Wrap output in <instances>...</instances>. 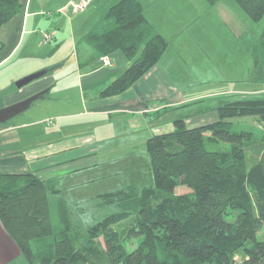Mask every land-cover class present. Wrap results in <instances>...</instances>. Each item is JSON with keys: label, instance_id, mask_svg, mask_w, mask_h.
Segmentation results:
<instances>
[{"label": "trees", "instance_id": "16d2710c", "mask_svg": "<svg viewBox=\"0 0 264 264\" xmlns=\"http://www.w3.org/2000/svg\"><path fill=\"white\" fill-rule=\"evenodd\" d=\"M95 1L102 12L80 40L96 58L120 51L129 61L100 91L109 97L153 68L168 41L140 0ZM233 1L252 22L263 20L264 0ZM20 8L21 0H0V25ZM245 40L255 78L264 80V22L259 38ZM215 110L213 121L188 125L179 117L170 131L147 138L152 185L58 198L56 221L49 197L59 187L32 173L0 172L2 226L29 264H264V128L258 138L233 128L242 116L264 123V97L228 100ZM178 185L191 191L174 193Z\"/></svg>", "mask_w": 264, "mask_h": 264}, {"label": "crops", "instance_id": "0c3cea01", "mask_svg": "<svg viewBox=\"0 0 264 264\" xmlns=\"http://www.w3.org/2000/svg\"><path fill=\"white\" fill-rule=\"evenodd\" d=\"M68 1L58 2L64 5ZM103 1L109 3L112 0ZM44 2L21 0L20 10L0 25V109L23 102L20 109L0 120L1 173L15 176L32 173L40 179L51 180L62 190L76 182L83 183L77 179L87 174L86 168L110 165L112 161L108 160L112 157L120 159V165L115 164L119 170H129L134 156L122 158L137 144H145L152 134L170 131L176 118H185L188 125L217 118V104L210 99L215 93L188 94L162 68L161 57L125 92L100 96V91L129 65L120 51L106 55L110 63L103 65L93 49L80 40L102 12L101 1H98V7L95 4L96 7L89 10L90 28L80 34L79 53L76 44L65 58L51 60L48 52L41 57L34 53L35 62L27 63L33 54L32 45L23 47L24 33L31 23L30 17L43 11ZM52 32L51 40H54L61 29L56 31L57 34ZM61 43L57 41L50 53L57 51ZM22 47L21 58L11 62ZM67 67L70 68L65 73H59ZM37 72L40 75L16 85V81ZM157 110L160 115L152 118V113ZM119 147L120 152L116 155ZM99 154L104 155L102 162H99ZM7 238L0 222V241L6 242ZM14 245V256H21ZM1 248L0 264H3L9 259Z\"/></svg>", "mask_w": 264, "mask_h": 264}, {"label": "rangeland", "instance_id": "374dc122", "mask_svg": "<svg viewBox=\"0 0 264 264\" xmlns=\"http://www.w3.org/2000/svg\"><path fill=\"white\" fill-rule=\"evenodd\" d=\"M58 1L61 0H45L43 11L37 16L30 17L31 23L23 37V47L32 45L33 55L27 63L35 62L34 53L41 57L48 52L49 59L55 60L67 57L76 44L78 53L81 51L80 34L90 28L89 10L95 8V4L98 7L99 2L92 0L82 10L72 12L69 8V2L72 0L64 5H60ZM141 3L145 7L147 19L156 25L158 31L168 41L159 63L176 85L191 95L214 92L210 99L217 105L236 98L264 97V80L255 78L257 72L254 58L245 46V39L260 37L264 18L260 22H252L233 0H217L212 4L208 0H141ZM58 29H61V32L57 34ZM83 29L84 31H81ZM52 31L57 34V38L45 42L43 35L49 33L52 38L51 34H54ZM57 41L62 42L60 48L50 53ZM23 47L11 62L21 58ZM39 58L38 60L48 64L46 60ZM69 68H64L59 73L63 74ZM233 126L235 129H250L258 138L263 131L264 123L254 116H242L233 118ZM120 149L121 147L117 149L116 155ZM131 155L134 159L130 160L129 170H119L116 165H120V159H114L115 157L109 153L110 158L112 157L108 160L112 161L110 165L103 164L96 169L86 168L87 174L80 175L77 179L83 183L76 182L78 184L75 183L60 190L57 195L50 196L52 219L56 221L57 218L58 198L71 202L128 183L152 185L153 176L146 142L141 146L137 144L136 148L122 159H130ZM103 156L98 155L101 159L99 162H102ZM113 169L116 171L113 172ZM189 191L191 188L186 185H178L174 189V193ZM86 207L89 208L87 205ZM74 216L76 222L81 224L79 216ZM7 236L9 238L6 242L0 241L1 250L7 252L9 259L3 264H29L23 255L14 256L15 242L8 233Z\"/></svg>", "mask_w": 264, "mask_h": 264}, {"label": "water", "instance_id": "95a60500", "mask_svg": "<svg viewBox=\"0 0 264 264\" xmlns=\"http://www.w3.org/2000/svg\"><path fill=\"white\" fill-rule=\"evenodd\" d=\"M40 72L28 75L18 81H16V85H21L29 80H31L33 77H36L39 75ZM39 96V95H37ZM23 105V102L20 103H16L7 107H4L2 109H0V120H2L3 118H7L9 116H11L14 112H16L18 109H20Z\"/></svg>", "mask_w": 264, "mask_h": 264}, {"label": "built area", "instance_id": "2783aa9c", "mask_svg": "<svg viewBox=\"0 0 264 264\" xmlns=\"http://www.w3.org/2000/svg\"><path fill=\"white\" fill-rule=\"evenodd\" d=\"M92 0H72L69 2L70 4V11L76 12L82 10L85 6H87ZM43 38L45 41H49L51 39L50 34H44ZM100 62L103 64H109L110 61L108 60L107 56H100L99 59Z\"/></svg>", "mask_w": 264, "mask_h": 264}]
</instances>
